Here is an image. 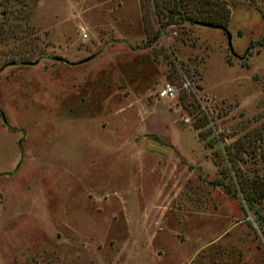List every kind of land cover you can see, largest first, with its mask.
I'll use <instances>...</instances> for the list:
<instances>
[{
    "label": "rangeland",
    "instance_id": "374dc122",
    "mask_svg": "<svg viewBox=\"0 0 264 264\" xmlns=\"http://www.w3.org/2000/svg\"><path fill=\"white\" fill-rule=\"evenodd\" d=\"M152 5L0 0V264H264L212 182L227 158L264 182V0H226L230 45L182 22L143 46Z\"/></svg>",
    "mask_w": 264,
    "mask_h": 264
},
{
    "label": "trees",
    "instance_id": "16d2710c",
    "mask_svg": "<svg viewBox=\"0 0 264 264\" xmlns=\"http://www.w3.org/2000/svg\"><path fill=\"white\" fill-rule=\"evenodd\" d=\"M153 3V11L156 14L155 20L157 27L151 36L146 37L144 45L147 46L153 42L163 28L167 25L179 24L182 22L197 23L211 27H217L226 30L227 21L229 19V10L226 0H151ZM145 11L142 13V21L144 28ZM264 17V16H263ZM263 35L256 40L258 45L263 44ZM194 129L201 139H204L200 126L193 124ZM233 148V146H232ZM236 149V148H235ZM217 163L216 156H211ZM222 160V159H221ZM220 160V161H221ZM227 169L231 176L227 174L228 183L221 176L215 177L212 182L220 184L223 189L234 196L239 195L245 210L250 215L251 221L255 223L257 228L264 236V211L261 209V203L264 201V182L257 175L248 176L236 169L234 162L227 158ZM220 173L223 172L224 167Z\"/></svg>",
    "mask_w": 264,
    "mask_h": 264
},
{
    "label": "built area",
    "instance_id": "2783aa9c",
    "mask_svg": "<svg viewBox=\"0 0 264 264\" xmlns=\"http://www.w3.org/2000/svg\"><path fill=\"white\" fill-rule=\"evenodd\" d=\"M183 85H185V82H183ZM176 90L177 87L175 86V84L167 81L157 90V96L173 97L176 94Z\"/></svg>",
    "mask_w": 264,
    "mask_h": 264
},
{
    "label": "water",
    "instance_id": "95a60500",
    "mask_svg": "<svg viewBox=\"0 0 264 264\" xmlns=\"http://www.w3.org/2000/svg\"><path fill=\"white\" fill-rule=\"evenodd\" d=\"M225 34H226V37H227V44L230 45L229 44L230 34H229V32L227 30H225Z\"/></svg>",
    "mask_w": 264,
    "mask_h": 264
}]
</instances>
